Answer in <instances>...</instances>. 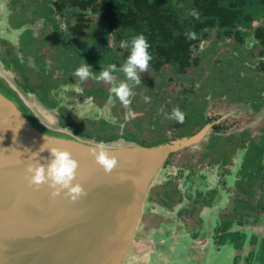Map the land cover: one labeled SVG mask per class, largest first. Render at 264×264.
Segmentation results:
<instances>
[{"label":"flooded vegetation","instance_id":"flooded-vegetation-1","mask_svg":"<svg viewBox=\"0 0 264 264\" xmlns=\"http://www.w3.org/2000/svg\"><path fill=\"white\" fill-rule=\"evenodd\" d=\"M84 4L5 2L12 34L0 39V52L18 82L56 110L60 125L77 134L171 146V170L151 186L148 197L173 211L144 213L147 227L187 230L196 239L211 218L263 221L264 6L247 0L227 8L231 18L204 25L178 55L169 54V47L149 46L148 69L139 74L141 84L132 86L130 102L124 103L113 84L75 75L84 61L95 76L115 63L118 85L125 80L119 67L128 55L120 42L130 41L125 30L109 25L99 7ZM108 39L115 41L113 46ZM69 84L82 91H65L62 86ZM174 109L183 113L182 120L173 118ZM177 206L181 208L175 210ZM246 240V263L219 264H264V227Z\"/></svg>","mask_w":264,"mask_h":264},{"label":"water","instance_id":"water-1","mask_svg":"<svg viewBox=\"0 0 264 264\" xmlns=\"http://www.w3.org/2000/svg\"><path fill=\"white\" fill-rule=\"evenodd\" d=\"M5 2L0 0V39L12 34ZM97 141L60 125L56 110L18 82L0 52V264L247 262L246 236L263 230L264 220L211 218L196 239L187 230L147 227L144 213L173 211L148 197L151 186L171 170V146L104 141L117 158L106 172L89 151ZM44 142L68 149L77 159V179L84 188L77 200L64 191L52 197L46 184L29 181L25 163ZM39 156L47 157V150ZM206 235L215 241L208 242Z\"/></svg>","mask_w":264,"mask_h":264},{"label":"clouds","instance_id":"clouds-1","mask_svg":"<svg viewBox=\"0 0 264 264\" xmlns=\"http://www.w3.org/2000/svg\"><path fill=\"white\" fill-rule=\"evenodd\" d=\"M115 41L108 39L109 46H113ZM120 45L128 49V55L124 63L119 67V71L125 75V80L118 85L115 84L113 73L117 70L115 63L107 64L99 73V76L94 75L85 61L78 66L74 72L80 80H85L89 77L103 79L106 82L113 84L112 91L118 94L119 99L124 103H129V97L132 93V86L141 84L140 73L147 71L149 61L152 59L149 52V42L143 33H138L131 38L130 41L122 40ZM65 91L69 88H75L76 91H82L79 85H63ZM145 100L149 97L145 96ZM173 118L177 120L183 119V113L179 109H174ZM44 140L46 137L44 135ZM27 149V148H26ZM29 152V149H27ZM47 150L48 156H39L40 152ZM89 151L98 164H100L106 172L112 171L117 164V158L111 154L105 147L104 141L95 142ZM30 158L25 163L26 175L29 181L39 186L46 184L50 189V196L55 197L61 191L71 200H77L84 193L82 184L77 179L78 161L73 154L66 148L47 145L45 142L39 146L35 152H30ZM43 161V162H41Z\"/></svg>","mask_w":264,"mask_h":264},{"label":"trees","instance_id":"trees-1","mask_svg":"<svg viewBox=\"0 0 264 264\" xmlns=\"http://www.w3.org/2000/svg\"><path fill=\"white\" fill-rule=\"evenodd\" d=\"M102 10L111 27H120L131 40L143 33L149 46L172 48L179 54L185 44L197 39L199 30L218 19L230 17L226 9L243 6L247 0H84ZM264 6V0H258ZM216 18V19H215ZM152 50L151 48L149 49Z\"/></svg>","mask_w":264,"mask_h":264},{"label":"rangeland","instance_id":"rangeland-1","mask_svg":"<svg viewBox=\"0 0 264 264\" xmlns=\"http://www.w3.org/2000/svg\"><path fill=\"white\" fill-rule=\"evenodd\" d=\"M7 1V0H6ZM255 1V0H254ZM6 18V17H5ZM6 21V20H5Z\"/></svg>","mask_w":264,"mask_h":264}]
</instances>
